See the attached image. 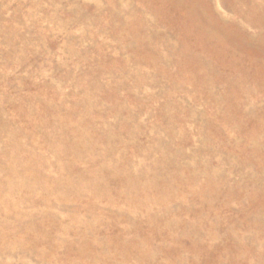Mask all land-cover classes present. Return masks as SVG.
<instances>
[{"label": "rangeland", "instance_id": "1", "mask_svg": "<svg viewBox=\"0 0 264 264\" xmlns=\"http://www.w3.org/2000/svg\"><path fill=\"white\" fill-rule=\"evenodd\" d=\"M0 264H264V0H0Z\"/></svg>", "mask_w": 264, "mask_h": 264}]
</instances>
